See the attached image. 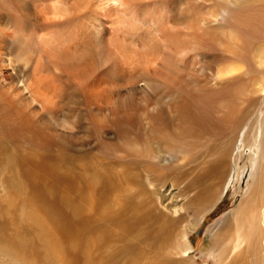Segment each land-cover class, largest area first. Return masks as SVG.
<instances>
[{"label": "bare ground", "instance_id": "1", "mask_svg": "<svg viewBox=\"0 0 264 264\" xmlns=\"http://www.w3.org/2000/svg\"><path fill=\"white\" fill-rule=\"evenodd\" d=\"M245 149L216 264H264V0H0L4 256L193 264L178 223Z\"/></svg>", "mask_w": 264, "mask_h": 264}, {"label": "rangeland", "instance_id": "2", "mask_svg": "<svg viewBox=\"0 0 264 264\" xmlns=\"http://www.w3.org/2000/svg\"><path fill=\"white\" fill-rule=\"evenodd\" d=\"M247 150L249 149H245L246 152L243 153V157L238 162L233 159L236 153L232 151L231 163H228V178L217 199L211 207L207 209L206 213L195 223L194 217L188 210L186 212L187 217L184 216L186 221H180V223H178L182 227L180 228L181 234L186 237L193 250V253L189 255V257L193 258V264H212V261L216 264V260H214L216 249L213 247L212 242L214 234L218 231L224 219H226L239 205L246 189L254 180V166L250 167V165H248V168L242 166L248 155ZM169 181L161 185L162 188H156V190H154V197H162V205H165L168 199H172L174 201L172 207L179 208L185 199L177 196L179 192L172 186V178H170ZM196 210L200 211L197 208ZM182 214L184 215L185 211ZM18 223L21 224L22 221H18ZM98 254L101 255L102 251L98 252ZM6 255L8 256H4V254L0 253V264H30V262L24 261L23 258H20L16 253L13 254V252L9 250Z\"/></svg>", "mask_w": 264, "mask_h": 264}]
</instances>
